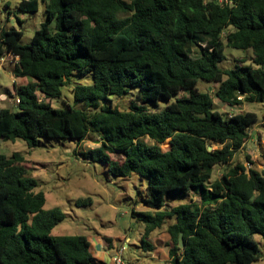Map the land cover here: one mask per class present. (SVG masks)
I'll return each mask as SVG.
<instances>
[{"label": "trees", "instance_id": "obj_1", "mask_svg": "<svg viewBox=\"0 0 264 264\" xmlns=\"http://www.w3.org/2000/svg\"><path fill=\"white\" fill-rule=\"evenodd\" d=\"M45 4L46 22L28 45L22 32L0 30V57L18 56L10 98L0 107V138L20 139L34 148L39 138L91 139L98 146L81 153L104 164L113 177L132 173L147 179L143 204L132 211L144 224L145 239L167 219L166 264H252L260 258L255 236L264 238V153L258 171L236 164L257 122L253 112L223 116L213 109L198 80L217 83L214 97L231 108L264 103V0H19L17 10L34 13ZM54 22L53 29L49 24ZM251 51L222 70L224 47ZM250 60L252 65H244ZM92 72L90 85H77L75 104L53 108L73 73ZM134 88L128 110L111 101ZM180 92L186 95L179 97ZM37 93L43 96L39 100ZM111 96V98H109ZM171 101L151 111L159 98ZM108 103V104H106ZM260 125L264 127V111ZM149 142H148V141ZM167 143L163 150L161 145ZM212 144L220 146L208 150ZM119 155V159L112 158ZM246 162L251 164L249 157ZM23 158L0 153V264H102L85 236H52L63 220L58 208L44 209L45 197L22 165ZM226 166L211 181L213 168ZM187 202L165 209L166 199ZM89 198L76 204H90ZM181 234L183 247H179Z\"/></svg>", "mask_w": 264, "mask_h": 264}, {"label": "rangeland", "instance_id": "obj_2", "mask_svg": "<svg viewBox=\"0 0 264 264\" xmlns=\"http://www.w3.org/2000/svg\"><path fill=\"white\" fill-rule=\"evenodd\" d=\"M216 1L223 2V0ZM18 4L19 0H0V30L22 32L20 43L28 45L34 31L39 28L40 24L46 22L45 4L39 1L38 10L34 13L19 12ZM49 26L53 29L54 22H51ZM224 55L225 58L218 63V67L228 70L236 64H242L240 60L249 59L251 51L225 46ZM243 64L254 66L250 60H245ZM3 65L0 66V94H6L7 99L0 98V107L15 109L8 94L12 92L13 84L18 85L20 82L12 75L13 62L5 60ZM91 83V71H87L84 75L73 73L68 81L60 87V95L45 101L49 102L53 108H65L67 105H71L77 109H84L83 103H74L72 89L77 85H90ZM217 85V83L204 80L197 82L199 91L211 94L214 110L224 117L238 112H253L257 116V122L251 128L249 138L243 148L234 153L229 167L243 163L246 168L251 167L259 171L262 168L261 153H264V127L260 125L264 103L246 101L241 107L231 108L220 103L214 97L213 92ZM135 91L134 88H131L123 96L112 99V107L121 111L128 110ZM37 95L39 100H43L40 93ZM185 95V92H180L178 96ZM175 99L176 96L170 100L159 98L155 104H148L147 109L151 111L163 110ZM97 146L98 143L93 137L80 143L71 139L39 138L38 144L34 148L27 147L25 142L20 139L10 141L0 138L1 154L7 158L13 153L22 156V165L29 170V176L37 182L35 191L44 194V209L58 208L63 213L64 218L52 229V236H85L94 247L98 237L104 239L108 246L111 241L105 238H110L115 245V249L108 250L110 256H114L123 245H126L120 254L124 264H166L168 261L166 250L169 244L166 228L173 220L167 219L161 228L149 234L145 240L153 246V249L144 251L141 247L144 224L133 216L132 211H151L143 204L147 197V179L135 173L127 177H113L108 173L104 164L82 158V152ZM219 147L215 144L211 146L212 149ZM161 148L165 150L167 143H163ZM246 157L250 158L251 164L246 162ZM112 158L119 159L120 156L112 155ZM226 169V166L223 165L215 166L211 181L220 178ZM87 198L91 200L90 204H76L77 200ZM185 202H187L186 198L166 199L165 209ZM255 240L260 258L252 264H264V238L256 235ZM105 249L107 250L106 247Z\"/></svg>", "mask_w": 264, "mask_h": 264}, {"label": "crops", "instance_id": "obj_3", "mask_svg": "<svg viewBox=\"0 0 264 264\" xmlns=\"http://www.w3.org/2000/svg\"><path fill=\"white\" fill-rule=\"evenodd\" d=\"M3 95L6 96V94L1 93L0 94V98H3ZM256 133V132H255ZM254 133V134H255ZM109 241H111L110 245L108 246L107 243L104 242V239L98 237L95 241V247L92 245L91 241V245H92V251H93V255L94 258L98 261L101 262L102 264H111V258L112 256H110V252L108 251L109 249H115V245L113 244L112 240L110 238H105ZM105 247L107 248V250L105 249ZM126 245H123V248H125ZM168 249H169V245L167 246V254H168Z\"/></svg>", "mask_w": 264, "mask_h": 264}, {"label": "built area", "instance_id": "obj_4", "mask_svg": "<svg viewBox=\"0 0 264 264\" xmlns=\"http://www.w3.org/2000/svg\"><path fill=\"white\" fill-rule=\"evenodd\" d=\"M222 1V0H221ZM220 4H227V5H232L231 0H223V2H218ZM5 60H11L13 62V66L17 64L18 62V56L13 55L12 53H6L4 56L0 57V66H4ZM7 96L3 95V100H6ZM10 102L14 106H16L19 103V100L17 98H9ZM123 247H121L120 250L116 252L114 256L111 258V264H124V262L120 258V254L123 251Z\"/></svg>", "mask_w": 264, "mask_h": 264}, {"label": "water", "instance_id": "obj_5", "mask_svg": "<svg viewBox=\"0 0 264 264\" xmlns=\"http://www.w3.org/2000/svg\"><path fill=\"white\" fill-rule=\"evenodd\" d=\"M109 98H111V96ZM207 149L208 150H212L211 147H208ZM178 244H179V247H183V242H182L181 234L179 235V238H178Z\"/></svg>", "mask_w": 264, "mask_h": 264}]
</instances>
